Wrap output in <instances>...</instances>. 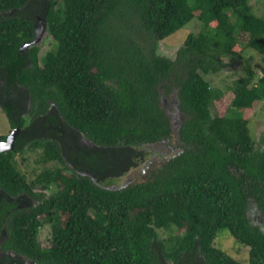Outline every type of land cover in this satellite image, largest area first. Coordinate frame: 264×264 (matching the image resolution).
<instances>
[{
    "label": "trees",
    "instance_id": "trees-1",
    "mask_svg": "<svg viewBox=\"0 0 264 264\" xmlns=\"http://www.w3.org/2000/svg\"><path fill=\"white\" fill-rule=\"evenodd\" d=\"M36 16L53 47L40 60L36 46L20 51L33 40ZM193 20L200 29L174 60L157 54V41ZM240 33L264 56V18L249 0H0V82L24 88L33 111L52 103L70 127L108 148L101 151L110 177L132 164L134 150L177 146L120 189L64 174L54 141L31 143V154L41 153L29 182L14 160L23 149L0 152L1 190H50L32 214L13 215L24 223L10 233L28 237L30 255L42 264H187L193 255L202 264H242L214 246L226 231L249 248L246 264H264V228L248 215L255 205L264 217V138L256 148L243 115L264 103V76L245 60L223 114L212 113L221 91L203 77L218 73L223 58L241 56ZM36 213L42 222L27 223ZM44 226L51 247L41 249L35 242ZM173 228L183 231L158 235Z\"/></svg>",
    "mask_w": 264,
    "mask_h": 264
},
{
    "label": "flooded vegetation",
    "instance_id": "flooded-vegetation-1",
    "mask_svg": "<svg viewBox=\"0 0 264 264\" xmlns=\"http://www.w3.org/2000/svg\"><path fill=\"white\" fill-rule=\"evenodd\" d=\"M37 17L38 16H36V23L38 21ZM22 90H24V88L18 87V89H13L12 87H8L7 84L0 82V109L2 113L5 114L10 124L7 134L5 136H0V148L4 149L2 152H12L16 151L18 148H22L23 151L21 153L16 152L14 157L15 163H17V156L25 152L31 153L30 145L33 141H54L60 151L61 160L63 162V164L59 162L58 167L60 169L62 168L64 174L87 178L91 183L101 188H108L110 167L105 161L106 156L104 155V151H101L104 149L108 150V148L97 145L84 134L70 127L60 116L52 103H49V106L46 108L47 110L44 112L37 110L33 111L32 101L28 95L25 96L21 93ZM34 107L36 108V105H34ZM13 132H15V140L13 148L9 149L7 140H9ZM162 145L167 147V149L161 153L162 157L157 160L153 147ZM171 149L172 147L169 144H164V142H162L154 146L148 145L142 149L139 148V151L134 150L132 156H130L132 164L124 172H120L119 175H116L115 178L118 179L124 176L126 173L137 168L141 163H144L146 157L151 156L152 159H149V161L145 163L147 170L144 175H147L152 169V164H160V162L168 160V158L175 154ZM167 150L170 151V155H168ZM40 151V149H37L35 152L41 153ZM95 152L101 154L100 161H102V163L100 165L93 163V161H95L93 156ZM22 162L24 163L25 161ZM112 167V170L119 169L120 163L113 164ZM31 170L27 172L25 166L23 172L21 171L27 182L31 179V174L33 173ZM26 181L24 186L27 185ZM130 184L131 183L120 187H111V189H120ZM22 188L23 187H16L10 191L0 189V264H42L38 256H34V253L30 255L25 248L28 237H16L14 234L12 235L10 233V229L14 230V225L18 226L17 228L23 227L20 226V224L24 222H20V220L13 217L15 213H18L17 216H21L25 212L32 214L31 210L33 208H36L40 203L49 198L51 195L50 190L41 189L38 186L30 188V191L21 190ZM256 209L259 215L263 216L257 207ZM42 220L43 215L36 213L33 218L26 220V222L30 223V221H32L34 225H38ZM252 220L256 223L258 222L256 218H252ZM257 224L260 226L259 223ZM34 225L31 226V228H34ZM39 233L36 239L37 242L35 243H38L41 249L50 248V239L47 240L46 245H44L41 242L42 239H39ZM204 261L205 258L202 255H193L187 264H202Z\"/></svg>",
    "mask_w": 264,
    "mask_h": 264
},
{
    "label": "rangeland",
    "instance_id": "rangeland-1",
    "mask_svg": "<svg viewBox=\"0 0 264 264\" xmlns=\"http://www.w3.org/2000/svg\"><path fill=\"white\" fill-rule=\"evenodd\" d=\"M249 6L251 12L260 18H264V0H249ZM200 29V23L196 20L191 21L188 25H186L182 30L175 33V35L171 36L168 39L160 40L156 42V52L158 55L166 57L167 59L174 60L177 54V51L182 46L185 38L189 33L196 34ZM249 39L248 34L240 33L238 36V45L236 46V50L240 51L241 56L236 58H223L222 64L223 68L218 73H210L204 75V79L208 82L211 88L215 90L221 91V99L216 101L214 104V108L212 109L213 114H223L229 105V102L232 97L231 87L235 80L240 79L243 75V65L245 66L244 61L249 60L250 66L252 69L258 74L261 78L264 76V56L256 53L255 51L248 49L245 47ZM52 47V40L49 37L48 33L44 35L41 42L37 45L38 48V59L40 60L45 53L50 50ZM53 48V47H52ZM242 57V58H241ZM244 118L249 121V127L251 136L255 141L256 148L261 146L262 140L264 138V103L256 102L250 109H246L243 113ZM10 128V124L8 122L5 114L2 113L0 109V136H5ZM174 147L173 144H171ZM262 147V146H261ZM154 152L156 153L157 160L162 157L161 153L164 152L167 147L159 146L153 147ZM177 148V146H176ZM176 148H172L171 150L174 152ZM139 151V150H138ZM148 151V150H146ZM151 151V150H150ZM153 152V151H152ZM168 155H170V151L167 150ZM40 153L36 152L34 154L31 153H23L20 156L16 157L17 167L19 170L23 172V169L26 166L27 172H30L31 169L36 168V164L34 163L35 159L38 158ZM154 154V153H153ZM152 159L150 157H146V161ZM25 162L23 163L22 161ZM146 161L141 163L137 168L131 170L126 173L124 176L116 179L115 177H109L108 185L110 187H120L128 183H135L137 181H141L146 174ZM24 165V166H22ZM249 218H256L260 227L264 228V217L259 215L257 212L256 206L251 205L249 208ZM258 225V224H257ZM183 230L178 231L175 228L169 230V233H163L161 231L158 232V235L162 238H165L169 235H178L181 234ZM49 230L48 226H44L39 233V239H42V243L46 245V241L49 240ZM214 246L222 251H224L228 256L233 258L235 261L246 264L248 259L249 248L247 246L239 244L234 238H232L228 232L222 231L219 232Z\"/></svg>",
    "mask_w": 264,
    "mask_h": 264
},
{
    "label": "water",
    "instance_id": "water-1",
    "mask_svg": "<svg viewBox=\"0 0 264 264\" xmlns=\"http://www.w3.org/2000/svg\"><path fill=\"white\" fill-rule=\"evenodd\" d=\"M37 20L38 21H37V23L34 26V37H33V40H32L31 43L24 44L20 48L21 52H25L26 50H28L31 47H35V46L37 47V45L41 42V40L44 37V35L47 34L45 20L42 19L40 16L37 17ZM163 103H165V101ZM173 128H174L173 130L175 132V127L173 126ZM14 135H15V132H13V134L11 135L9 140H7V143H9V149L13 148V143H14V140H15V136ZM2 151H4V149L0 148V152H2Z\"/></svg>",
    "mask_w": 264,
    "mask_h": 264
}]
</instances>
